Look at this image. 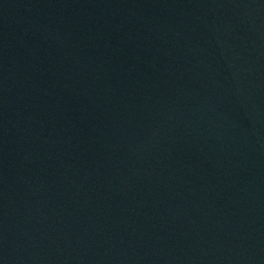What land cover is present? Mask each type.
<instances>
[{
	"label": "water",
	"instance_id": "obj_1",
	"mask_svg": "<svg viewBox=\"0 0 264 264\" xmlns=\"http://www.w3.org/2000/svg\"><path fill=\"white\" fill-rule=\"evenodd\" d=\"M222 264H264V0H102Z\"/></svg>",
	"mask_w": 264,
	"mask_h": 264
}]
</instances>
